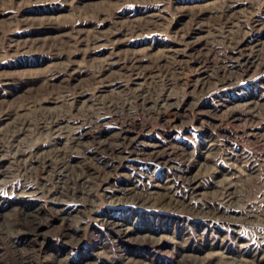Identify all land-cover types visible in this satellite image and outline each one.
Listing matches in <instances>:
<instances>
[{
    "label": "rangeland",
    "instance_id": "374dc122",
    "mask_svg": "<svg viewBox=\"0 0 264 264\" xmlns=\"http://www.w3.org/2000/svg\"><path fill=\"white\" fill-rule=\"evenodd\" d=\"M0 264H264V0H0Z\"/></svg>",
    "mask_w": 264,
    "mask_h": 264
}]
</instances>
